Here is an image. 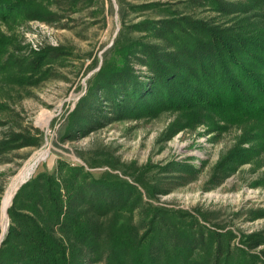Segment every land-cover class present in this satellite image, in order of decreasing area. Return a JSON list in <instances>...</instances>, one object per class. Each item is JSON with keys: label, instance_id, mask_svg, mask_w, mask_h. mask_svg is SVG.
I'll use <instances>...</instances> for the list:
<instances>
[{"label": "rangeland", "instance_id": "rangeland-1", "mask_svg": "<svg viewBox=\"0 0 264 264\" xmlns=\"http://www.w3.org/2000/svg\"><path fill=\"white\" fill-rule=\"evenodd\" d=\"M29 2L34 11L0 14V246L11 223L8 211L3 231L2 199L12 178L25 166L21 184L79 167L89 182L115 187V200L123 195L114 210L133 218L140 234L163 213L162 223L175 218L186 228L195 258L212 261L218 250L230 264H264V128L203 111L190 116L159 102L131 110L141 85H163L162 77L153 83L138 44H157L169 57L174 50L163 32L174 37L178 25L193 21L221 28L264 22L262 0H25L22 6ZM105 62L126 64L133 74L127 97L131 80L105 79Z\"/></svg>", "mask_w": 264, "mask_h": 264}, {"label": "trees", "instance_id": "trees-1", "mask_svg": "<svg viewBox=\"0 0 264 264\" xmlns=\"http://www.w3.org/2000/svg\"><path fill=\"white\" fill-rule=\"evenodd\" d=\"M16 1H0V14L35 10L32 2L22 6L25 0ZM191 23L178 25L174 37L163 32L162 39L174 50L169 57L157 51V44H138L145 49L140 61L157 78L153 83L162 77L163 85H141L144 92L132 112L159 102L190 116L203 111L227 122H251L264 128V22H241L231 28ZM107 64L101 70L105 79L124 80L127 75L131 80L124 93L127 97L135 84L133 74L124 69L126 64ZM106 101L113 103L111 98ZM88 176L79 167H70L65 174L41 173L23 184L8 210L11 223L0 246V264H230L218 250L212 261L209 256L195 258L186 228L179 227L175 218L162 223L163 213L154 216L152 230L140 234L133 218L123 219L114 210L123 195L115 200V187L109 185L110 190L99 179L89 182ZM97 187L111 192H95ZM109 212H114L111 219H104ZM166 235L186 240L170 243ZM211 251L205 249L206 254Z\"/></svg>", "mask_w": 264, "mask_h": 264}, {"label": "bare ground", "instance_id": "bare-ground-1", "mask_svg": "<svg viewBox=\"0 0 264 264\" xmlns=\"http://www.w3.org/2000/svg\"><path fill=\"white\" fill-rule=\"evenodd\" d=\"M31 167V166H30ZM29 170V166H25L22 168L19 173L14 176L6 188L5 194L2 199V207H1V214H2V222H3V231L7 229L8 223V209L12 203L13 197L15 192L17 191L18 187L20 186L21 182L24 179V176L27 175Z\"/></svg>", "mask_w": 264, "mask_h": 264}, {"label": "water", "instance_id": "water-1", "mask_svg": "<svg viewBox=\"0 0 264 264\" xmlns=\"http://www.w3.org/2000/svg\"><path fill=\"white\" fill-rule=\"evenodd\" d=\"M28 179H29V178H28ZM28 179L25 180V181L20 185V187H21L23 184H25V183L28 181ZM20 187H19V188H20ZM19 188H18V189H19ZM18 189H17V190H18ZM16 192H17V191H16ZM16 192H15V194H16Z\"/></svg>", "mask_w": 264, "mask_h": 264}]
</instances>
